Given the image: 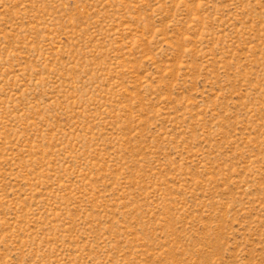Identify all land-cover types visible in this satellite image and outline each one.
<instances>
[{"label":"rangeland","instance_id":"rangeland-1","mask_svg":"<svg viewBox=\"0 0 264 264\" xmlns=\"http://www.w3.org/2000/svg\"><path fill=\"white\" fill-rule=\"evenodd\" d=\"M0 264H264V0H0Z\"/></svg>","mask_w":264,"mask_h":264}]
</instances>
